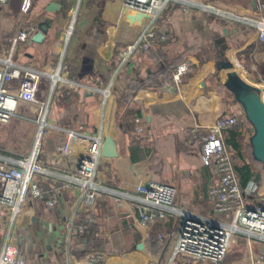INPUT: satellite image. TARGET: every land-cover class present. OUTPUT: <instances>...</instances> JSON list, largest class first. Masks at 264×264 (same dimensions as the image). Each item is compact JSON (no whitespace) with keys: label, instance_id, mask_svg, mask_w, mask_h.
I'll use <instances>...</instances> for the list:
<instances>
[{"label":"crops","instance_id":"0c3cea01","mask_svg":"<svg viewBox=\"0 0 264 264\" xmlns=\"http://www.w3.org/2000/svg\"><path fill=\"white\" fill-rule=\"evenodd\" d=\"M190 1L205 3L170 2L158 20L149 49L139 47L123 56L120 50L136 37L130 29L144 21L125 9L123 0L0 2V57L7 54L8 38L17 28L33 23L37 31L45 23L44 37L17 43L13 60L51 73L62 56V74L78 83H55L47 121L79 133L99 134L101 145L105 137H111L116 151L114 156L101 152L96 169L101 193L90 213L91 221L75 206L79 192L73 181L66 184L64 177L52 173L36 176L43 195L28 197L17 218L20 255L16 264H159V257L169 264L182 222L179 211L203 214L211 210L209 189L217 174L201 161L199 136L219 116L236 118L222 132V139L240 185L255 184L247 201L256 203L264 193V163L253 152L255 132L233 85L227 82L233 76L258 87L264 103V40L246 22L206 12ZM211 1L249 18L264 14L261 0ZM73 16V30L65 45L64 32ZM160 32L165 33L163 39ZM185 61L189 70L176 83L173 73ZM49 81L42 74L38 103L48 96ZM18 84L13 79L7 89L16 91ZM38 107L18 101L15 115L0 122V157L8 164L29 153ZM41 154L50 162L57 158L49 136L43 138ZM244 164L252 176L242 185ZM60 166V173L69 168L72 175L76 152ZM151 179L170 184L177 192L171 205L146 204L155 216L142 228L133 223L144 204L136 186ZM51 198L56 203L47 206L46 200ZM88 222L92 227L82 236L85 227H78ZM237 233L235 246L243 248L242 254L228 251L225 264H247L264 252V239ZM139 236L140 241L134 242ZM138 242L143 243L142 249L136 247ZM153 246L159 249L156 258L149 255ZM96 254L98 260L91 259ZM174 263L196 264L178 259Z\"/></svg>","mask_w":264,"mask_h":264},{"label":"built area","instance_id":"2783aa9c","mask_svg":"<svg viewBox=\"0 0 264 264\" xmlns=\"http://www.w3.org/2000/svg\"><path fill=\"white\" fill-rule=\"evenodd\" d=\"M5 1L0 0V2ZM172 1L184 2V0H123V7L139 14L144 21L141 25L130 29L136 37L120 50V56L125 53L131 54L139 47L144 50L149 49L157 35L159 17ZM190 4L199 6L206 12L246 22L255 28L259 39L264 40V14L262 12L257 18H249L225 10L213 3L190 1ZM73 22L74 16L64 32L65 45L72 33ZM35 31L36 26L33 23H26L17 28L8 38L7 54L0 57V122H7L15 115L18 101L36 103L39 106L33 120L35 133L29 153L23 158L14 159L13 164H8L7 159L0 157V219L2 220L0 222V264L17 263L20 255L19 236L16 230L17 218L22 213L23 203L28 197L43 195L42 189L36 182L37 175L52 173L64 177L66 184H71L73 181L78 186L79 192L75 206L88 214L87 221L92 220L90 213L96 207L101 193V185L96 180V169L101 155V135L79 133L50 123L46 118L55 83L78 85L76 81L62 74L64 67L62 56L56 69L51 73H41L38 70L24 67L12 58L17 43L30 39ZM164 34L160 32L159 38L163 39ZM189 67L188 61L180 63L173 73V80L176 83L180 82ZM42 74L50 78V91L48 96L38 103L36 92ZM13 79L19 80L18 88L16 91H9L7 85ZM235 123L234 116H219L199 136L201 161L203 165L212 166L217 174L216 182L209 189L212 207L210 211L205 212L204 210L203 214H196L187 209L179 211L182 213V222L170 263L172 260L179 259L196 264H225L224 258L230 247L233 233L242 232L264 239V193L256 203L247 201V197L255 190V184L250 182L245 187L240 185L238 173L233 167L229 151L222 139V132ZM47 136L55 143L57 149V158L52 162L46 160L41 154V144L43 138ZM74 151L76 152L74 172L71 175L70 169L67 168V171L60 173L61 161L69 159ZM136 190L141 193L144 204L140 207L138 215L133 218V223L142 228L147 227L155 216L146 204L171 205L177 192L174 186L152 179L146 184H138ZM55 203L54 198L46 200L47 206H53ZM157 215L162 214L159 212ZM70 225L71 218L67 222V226L70 227ZM84 227L85 225L82 224L78 229L82 230ZM98 255H91V259L98 260ZM247 264H264V252H260Z\"/></svg>","mask_w":264,"mask_h":264},{"label":"water","instance_id":"95a60500","mask_svg":"<svg viewBox=\"0 0 264 264\" xmlns=\"http://www.w3.org/2000/svg\"><path fill=\"white\" fill-rule=\"evenodd\" d=\"M47 26L45 23L39 25L38 30L31 36V39L33 41H40L47 32ZM221 62L226 68H230L227 61L222 60ZM227 82L233 85L235 93L242 102L245 117L252 124L251 130L255 132L253 138L254 155L264 163V103L260 99V90L258 87L246 83L239 77L231 76ZM101 152L106 153L107 156L116 155L115 145L111 137L104 138ZM143 246L142 242L136 244V247L139 249H142Z\"/></svg>","mask_w":264,"mask_h":264},{"label":"rangeland","instance_id":"374dc122","mask_svg":"<svg viewBox=\"0 0 264 264\" xmlns=\"http://www.w3.org/2000/svg\"><path fill=\"white\" fill-rule=\"evenodd\" d=\"M203 2H208V3H213V4H216V6L218 5V6H221L219 3H217V2H215V1H211V0H205V1H203ZM163 14H164V12L161 14V16L159 17V19L163 16ZM34 128H35V125H34ZM27 136V135H26ZM26 136L25 137H23V138H26ZM9 142H11V140H9ZM0 145H1V142H0ZM238 237H239V233H233L232 234V240L230 241V247H229V249H228V251H230V253H234V254H236V255H239V256H241V254H242V250H243V248H238L237 246H235V241H236V239H238ZM137 241H140V236L138 237V239L136 240L135 239V241L134 242H137ZM134 242L132 243L133 245H134ZM124 249V248H123ZM158 248H156L155 246H153L152 247V253H150L149 252V255L151 256V257H158V254H157V252H158ZM159 260H158V263L159 264H166V261H165V263H164V259H161L160 257L158 258ZM177 259H175V260H172V262L170 263L169 262V264H175L174 262L176 261ZM179 260V259H178Z\"/></svg>","mask_w":264,"mask_h":264},{"label":"trees","instance_id":"16d2710c","mask_svg":"<svg viewBox=\"0 0 264 264\" xmlns=\"http://www.w3.org/2000/svg\"><path fill=\"white\" fill-rule=\"evenodd\" d=\"M223 1H230V0H223ZM262 2H264V0H261ZM241 184L244 185L246 183V181L252 176L251 175V170L249 168V166L247 164H244L241 168ZM257 179V178H254ZM88 223H86L85 228L83 230L82 236H85L88 234V231L90 230V228L92 227V225Z\"/></svg>","mask_w":264,"mask_h":264}]
</instances>
